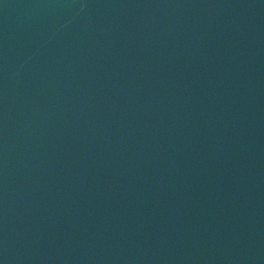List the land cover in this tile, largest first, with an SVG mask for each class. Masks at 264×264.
I'll use <instances>...</instances> for the list:
<instances>
[{"label": "water", "instance_id": "water-1", "mask_svg": "<svg viewBox=\"0 0 264 264\" xmlns=\"http://www.w3.org/2000/svg\"><path fill=\"white\" fill-rule=\"evenodd\" d=\"M0 264H264V0H0Z\"/></svg>", "mask_w": 264, "mask_h": 264}]
</instances>
